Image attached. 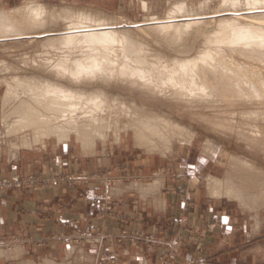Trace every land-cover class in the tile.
<instances>
[{"label":"rangeland","instance_id":"rangeland-1","mask_svg":"<svg viewBox=\"0 0 264 264\" xmlns=\"http://www.w3.org/2000/svg\"><path fill=\"white\" fill-rule=\"evenodd\" d=\"M29 1L30 0H0V8L3 7L4 10L8 12L9 9L11 10V8H13L14 6H21L24 4V2L26 3ZM40 1L44 4H47L48 6H55L57 10H60V9L65 10L64 8H66L67 4L68 5L70 4L72 6H79V7L89 6L91 10L94 11L95 9V12L97 13L101 14L102 12V14H110L114 18V22L116 20L115 23L120 24L119 25L120 29L129 30L131 32L130 36H132L134 40L136 39L138 41L141 37V41L139 40L141 47L139 48L138 45H135L134 47L135 49L139 48L140 50L139 49H138L139 51L136 50L137 53L136 52L135 54L133 53L132 56L138 55V56H142L144 59L146 58L145 59L146 64L143 63L141 66L146 65V67H148L149 69L150 68L153 69V74L156 73L153 76V78L155 77V79L157 76L160 75L161 72H165V71L168 72L171 70L173 71L174 68H173L172 58H175V59L177 58L178 60H182V59L183 60H187V59L193 60V57L195 58L196 55H197L196 57H198L199 54L201 55L203 52L209 51L210 53H213L211 54L212 58L206 61H198L197 67L202 65L200 67L207 68L209 72L210 71L214 72V70L215 72H217L220 70V68L224 66V71L226 72L225 78L229 84H226L225 88L223 87L225 90L223 92H221L222 90L217 88V87H220L219 82H218L219 80L218 77H216V80L211 82L210 85L208 84L209 87L207 86L208 87L207 90L214 91L216 94L215 96H213L215 99L213 97L208 99L209 101L208 103L207 99H201L199 98V96H195V95H189V96L186 95V96L178 97V95L172 93L170 88L169 89L165 88V90L164 88L161 89V87L158 90L155 88V86L153 88H148L147 86H143V88L142 87L140 88L136 84H133V86H131V84L127 83L125 85V83H121L119 79H109V81L107 80L108 82L99 81L97 84L100 85L102 88L104 87L107 90H109L107 92H110V94L115 93L119 97L123 98V100L121 101H119V99H115L112 101L111 96H108L107 99H105L107 104L106 103L104 104V106L107 105L106 108L108 106H112L111 112L109 114L113 113L112 115L114 114L115 115L114 116L111 115L112 117L110 121H112V124L113 122L116 123L119 127H115V125H111V127L107 128L106 141L103 142L102 140L97 139L96 144L93 147L94 151L90 148L85 149L84 147H82L81 144L77 140H75L74 135H71V137L68 140H63V141H57V139L54 136H50L41 143L33 144L34 146L33 145L32 146L35 149H37V150H34L36 151L37 154H40L41 152L40 150H45V151L47 150L49 154L51 153L54 160L57 159V157H59L63 159V163L64 162L68 163L67 167H64V169H61V170H56V171L54 170L49 173L14 172L8 175H4L0 173V195H2L3 193L7 191H26V190H30L34 188H42V187H49V186L79 187V186H82L90 182V183L98 184L101 187L100 191L102 193L103 200L105 201L104 203L107 204V206L104 205V208L106 207L109 208L111 204L114 203L112 195L110 193L111 188L114 184L121 183V182H129V181H150L152 177L154 178L160 177L166 183V187L168 191L174 192V194L176 195L178 199V203L181 204L179 208L181 212L177 214L176 219L173 222L174 225L179 230L181 223H184L185 221H187L188 212L191 209H193L195 206H198V210L200 212H204L206 205L203 203L197 204L192 199L194 197L195 192L197 191L201 192V194L204 195V192L206 191L205 188L207 186L206 182L209 176H216L218 178H222L223 176H225V174L228 171L229 172L232 171L231 173H234L235 169L238 168L237 170L240 169L239 171L241 172L242 177L239 176V177H236V179L242 184H244L245 178L249 180L247 184H244V185L248 186L247 188L250 194H260L261 191H264V139H263L264 138L263 137L264 136V130H263L264 128V100H262L264 99V91H262L264 90V71H263L264 62L263 60H260L256 57L249 56V55L247 56L246 54L243 55V53L241 54V52L238 53L239 52L238 47L234 46V44L230 43L228 40H225V41L223 39H222L223 41L220 40V38L217 36V33L219 30H215L216 28L219 27L218 19H220L221 17L228 18V17L233 16V13H232L234 12L233 10H238L239 12H245L246 14L253 13L254 15L250 14L252 16L262 15L263 17L264 9L260 10L258 9V8H261L260 6L251 4L252 0H244V1L237 0V3H233L234 0H223V1L222 0H205V1L204 0H185V1L184 0L183 1L182 0L181 1L180 0H101L102 3L105 4V6H103L104 4L102 6H99L100 4L97 2L98 0H40ZM142 1L146 2L147 4L146 9L143 8ZM178 1L179 3H177ZM181 2L185 3V4L182 3L185 10L189 12L191 11V13L196 12V14H198L199 12L198 15H205V17L202 18L203 23L200 22L201 26H200V23L199 24L197 23L196 24L197 26L191 25L192 27L190 26V29L187 31L188 33L185 32L182 35V37H180L179 39H176V43H174L175 41H172L173 43L170 41L169 43L168 40H166L165 38L163 39V37L156 35L150 29L147 31L148 33L135 32L137 25H142V23H139L136 25L137 22H140L143 20L145 21L146 19H148V17H151V16H155V17L157 16L158 18H161V17L165 18L168 12H170V10L173 9L174 7L176 8V6L178 4H181ZM263 2L264 1L261 0V3L258 5H264ZM244 5H247V6H244ZM222 6H224L225 8L227 7V10L224 8L227 12L221 8ZM246 8L248 9L245 11ZM239 9L240 10L242 9L243 11L242 10L240 11ZM72 10H74V8ZM75 10H78V9H75ZM116 15H118L119 18ZM120 15L123 16L121 17L122 19H120ZM212 15L214 19L213 21L212 20L209 21V18L210 16L212 17ZM145 16L147 17L145 18ZM205 21H208V22H205ZM130 22L131 23L133 22L134 24H130ZM209 22H212V25L209 24ZM205 23L208 24L209 26L205 25ZM66 24H68V22L66 23L63 21L59 25L57 24L53 28L54 30L55 29L61 30L62 28H64ZM204 26L207 29H205ZM210 31L213 32L217 36V38L213 33H212V37H209L211 36L209 35L211 34ZM205 33L208 34L207 36L209 39L207 38ZM148 35L150 36L148 37ZM196 35L197 36L199 35L198 36L199 38ZM184 36L185 37L187 36V39ZM44 37L46 38L47 34H43L42 37H38L30 42H28L24 38L22 39L14 38V39H9V40H4L3 42L0 41V62H1L0 63V73H1L0 74L1 76L0 77V98L4 94L5 88L7 87V83L11 82L12 78L15 75L17 77L19 76L20 78L21 77L24 78L28 76L33 79V82H36L37 80L42 79L44 76L47 78L49 77L48 75L50 74L48 73V69H49L47 68L48 65L51 64V61L52 63L55 62L57 59V56L58 57L61 56L62 52L60 50H54L52 49V47H48V45L43 42L45 39ZM159 37H160V41L161 39H163L165 42L162 43L163 42L162 40V42L160 43L158 41ZM190 40H194V41L190 42ZM17 42H18V45H16ZM26 42L28 45L26 44ZM40 42H41L42 47L40 46ZM214 42H217V43H214ZM175 44L177 45L175 46ZM209 44H212V45L210 46ZM172 45H173L172 49L174 48L175 50H178V51L169 49L171 48ZM145 46H147V48ZM218 46H219V49L222 50V52L218 49ZM144 47L147 50L144 49ZM184 48H185V51H184ZM210 48H212L213 50ZM235 48L236 50H234ZM114 49L116 51L115 53L121 54V51L119 50L117 46H115ZM189 49L190 51H188ZM50 51L52 53H50ZM144 51H146V53ZM167 51H169V53ZM178 52L180 56L178 55ZM75 54H77V52ZM171 54H172V57H171ZM214 54L219 56L221 60L219 57L214 56ZM52 55H53V58H52ZM184 55L187 57H185ZM168 56H170V58ZM22 57L23 58L25 57L24 60L25 59L26 60L24 61ZM50 58H52V60ZM166 60H167V63H166ZM7 61L9 62V64L7 63ZM40 61H41V65H40ZM169 62H171L172 64ZM230 62H232L233 64ZM149 63L151 64L149 65ZM156 63H159V64H156ZM208 63L211 66L212 65L214 66L215 64L217 65V67L216 66H214L216 68L207 67ZM38 64L40 67H38ZM230 66L232 67L237 66L235 67L236 70L232 69ZM42 67L44 70L42 69ZM8 70L9 72L11 71L12 72L9 73ZM42 71L44 74H42ZM18 72H20L21 74L19 73V75H17ZM239 72L240 73L242 72V74L240 75ZM257 72H260V74ZM250 73H253L255 77L257 74L259 76L261 75V77L257 76L255 78L254 76H252L253 74L251 75ZM230 74L232 77L230 76ZM251 77L255 78V79L252 78L253 82L251 81ZM8 78L10 79L8 80ZM242 78L245 81L242 80ZM237 79L239 80L237 81ZM247 79H249V83ZM257 80H260V81H257ZM231 83H233V85ZM241 83L243 84V86L245 85L246 87L241 86L242 85ZM235 84H237V86ZM253 85H255L256 88ZM135 86L139 87V90H142V89L143 90L136 92L137 88ZM125 88L128 91H126ZM146 88L153 89V91L150 92ZM235 88H238V89L240 88L239 90H243V91L245 90V91L244 92L237 91V89L235 90ZM254 89L256 91H254ZM143 91L144 92L146 91L145 94L141 93ZM260 91H262L261 92L262 96L260 95V93H258ZM170 92L175 96H172ZM252 92H256V93L251 94ZM220 95L221 97L224 95V97H222L223 99L219 97ZM153 96L154 97L157 96L155 97L156 99ZM183 97H186V98H183ZM251 99L254 103L257 102V104H254L253 102H251ZM127 104L129 107L127 106ZM131 104H135L136 106H139V108L141 106H143L144 108H149V109L153 108L154 109L153 111L158 113L159 115L167 116L168 118H170V121L173 120V121L178 122L180 126L182 124L183 125L180 128H176V129H172L171 127H169L170 130H168V127L167 128L162 127L163 129L161 128V133L163 130V134L164 135L166 134V136H168L170 140L166 143L162 139L158 141L159 138H155V140H153L154 145H152L153 149L151 150L147 149L143 145L139 144V142L137 143V141H135L136 138L134 137V134L132 133V129L130 125L131 124L135 125L134 124L135 121L138 120V118H140L142 113L140 112L139 113L140 115L139 114L136 115L135 112L134 113L133 111L131 112V110H129V108L132 107ZM125 106H127L128 108L126 107L125 109ZM120 107H122V109ZM0 108H1V104H0ZM253 112L254 113L256 112V114H254ZM109 114L104 113V115L108 117L107 119H110ZM133 117L135 118V120ZM128 119H130V122L127 121ZM122 127H129V129H121ZM0 129H1L0 130L1 132L0 141H2L3 143V141L4 142L7 141V135L4 134L3 132L1 121H0ZM114 129L116 131H114ZM29 131L30 130H28V132ZM172 131H175V133H173ZM167 132L169 133L167 134ZM115 135L118 136L117 139H115ZM10 137L13 138V136H10ZM2 146L8 147L7 144H4ZM145 148L147 150H145ZM145 151H147L148 153ZM248 162L252 164H249ZM245 171H247V173ZM249 171L251 174L249 173ZM14 176H17L20 178L19 186L13 185L12 183H9L8 184L9 186L6 185V187L1 186L2 181L10 182V179ZM223 196H222L223 198H221L222 199L221 206L225 213L224 215L226 218L225 224H231L236 230L241 231L237 233V235L235 236L233 240L234 241L233 247H231V251H230V261L234 260L235 263L231 262L230 264H264V204L260 205L258 208L256 207L250 208L249 206H245V204H243V201L241 202L237 198H234V197L229 198L225 195ZM239 202L242 203L243 205H241ZM255 219L257 220L255 221ZM215 223H217V220L215 221ZM177 232H171L169 235H166L165 237H163V239L158 237L161 240H157V242L158 241L161 242L164 245L165 250H166L165 254L159 259L158 264H173L174 263L173 258L171 256L175 254L176 247L179 242ZM100 236H102V232L97 231V230L94 231L92 229H86V230L85 229L84 230L69 229L67 232H64V233H54V232L48 233L42 239L34 240L33 244L37 247H42L45 243L54 240L60 245H65V246L69 245L70 247H77L81 245L84 241L95 239ZM138 237H143L146 239L149 238L148 240H152L155 238L151 235H142L139 232L138 233L136 232L133 234H127L125 231H121L116 236V242L120 244L123 238H128V240L133 241L134 239ZM19 238L20 237L2 238L0 239V246L5 247V248L12 247L13 245L12 243L15 242ZM118 255L119 253L117 251H114L109 255V257L112 261H115ZM185 264H216V263L213 261L204 260L203 257L199 255V256L191 257L189 260L185 262Z\"/></svg>","mask_w":264,"mask_h":264},{"label":"bare ground","instance_id":"bare-ground-1","mask_svg":"<svg viewBox=\"0 0 264 264\" xmlns=\"http://www.w3.org/2000/svg\"><path fill=\"white\" fill-rule=\"evenodd\" d=\"M175 3H176V1H175ZM177 3H179V1ZM182 3H184V2H181V4H178L176 6V8L174 7L175 9L174 8L171 9L170 12H168L167 16H165V18H162V17L158 18L157 16L156 17L151 16V17H148V19H146L145 21L143 20V21L137 22L136 25L139 23H142V25H137L136 29L134 28L136 30L135 32H137V33L138 32L148 33L147 31L150 29L156 35L161 36V37H163V39L165 38L166 40H168L169 43H170V41L171 42L175 41L174 43H176V39H179L180 37H182V35L190 29L191 25H196L197 23L199 24L200 22L203 23L202 18L205 17V15H198L199 14L198 11H197L198 14H196L195 11H193L195 13H191V11L189 12V11L185 10ZM226 3H228V2H226ZM233 3H237V0H234ZM239 3H240V1H239ZM260 3H261V0H252L251 4L260 6L261 8H258L260 10L264 9V5H258ZM63 4H65V3H63ZM142 4H143V8L146 9V7H147L146 2L142 1ZM244 6H247V5H244ZM73 8H74V10H72ZM189 8H190V6H189ZM221 8L224 9L225 7L222 6ZM64 9L65 10H62V9L57 10L55 6H48L47 4L42 3L40 0H30L29 2H26V3L24 2V4L21 6H14L13 8H11V10L9 9L8 12L5 11L3 7L0 8V41L3 42L4 40H9V39H14V38H21V39L24 38L28 42H30V41H33L34 39L38 38V37H42L43 34H47V37L46 38L44 37L45 39L43 38L44 39L43 42L45 44H47L48 47H52V49L60 50L62 52L61 56H59V57L57 56V59L55 62L52 63V61H51V64L48 65V67H47V68H49L48 73L50 74V75H48L49 76L48 78L44 76L42 79L37 80V81L35 80L36 82H33V79L28 77V76L24 77V78L23 77L20 78L19 76L17 77L15 75L12 78V81L7 83V87L5 88L4 94L0 98L1 99L0 100V104H1L0 121L2 124L3 132H4V134L7 135V141H5L6 143L4 141L3 142L5 144L9 145L10 148H12V149H17L19 147H30L33 144H36V143L38 144V143L43 142L46 138H48L50 136H54L57 139V141H63V140H68L71 137V135H74L75 140H77L81 144L82 147H84L85 149L90 148L94 151L93 147L96 144L97 139H100L103 142L106 141V137H107L106 130H107V128L111 127V125H115V127H119L116 123L113 122V124H112V121H110L111 117L114 116L115 114L114 115H112L113 113L109 114L111 112L112 106H108L106 108L107 105L104 106V104L106 103L105 99H107L108 96H111L112 101L115 99H119V101L123 100L122 97H119L115 93L110 94V92H107L109 90H107L104 87L102 88L100 85H98L97 83L99 81H107V80L109 81V79H119V81H121V83H125V85L127 83L131 84V86H133V84H136L140 88L141 87L143 88V86H147L148 88H153L155 86V88L158 90L160 87H161V89L164 88V90H165V88H168V89L170 88L172 93L178 95V97L179 96H186V95L187 96L195 95V96H199V98H201V99H207V101L209 98H212L213 96L216 95L214 91H208L207 90V88L209 87L208 84L210 85L211 82L215 81L216 77H218V79H219L218 82L220 85V87H217V86L216 87L219 88L220 90H222L221 92L225 91L224 90V88L226 87L225 85L229 84L225 78L226 72L224 71V66L222 68H220V70H219L220 72L219 71L215 72V70H214V72H211V71L209 72L207 68H201L200 66H202V65L197 67L198 61H206V60L212 58L211 54H213V53H210L209 51L203 52L201 55L199 54L200 56L198 55V57H196L197 56L196 55L195 58L193 57V60L192 59L188 60L187 58H185L187 60H183V59L178 60L177 58L176 59L172 58L173 59V68H174L173 71L171 70L168 72L167 71L161 72L160 75L157 76L155 79V77L153 78V76L156 73L153 74V69H151V68L149 69L148 67H146V65L141 66L143 63L146 64V61H145L146 58L144 59L142 56H138V55L132 56V54L133 53L135 54L136 50H138L141 47V44L139 42V40L141 41V37L138 41L136 39L134 40L132 38V36H130L131 32L129 30L120 29L119 28L120 24L115 23L116 20L114 22V18L110 14H102L101 11H100L101 14L97 13V12H95V9L93 11V10H91V8L89 6L88 7H79V6H72L70 4L69 5L67 4L66 8H64ZM68 9H70V10H68ZM75 9H78V10H75ZM225 9L227 10V7ZM247 9L248 8H246L245 11ZM199 10H201V9H199ZM233 11H234V12H232L233 16H231V17H228V18H226V17L222 18L221 17L220 19L217 18L219 21V23H218L219 27L218 26H216L218 28L215 27L216 28L215 30H219L217 33V36L220 38V40H222V39L224 41L228 40L230 43L234 44V46L238 47V49H239L238 53L241 52V54L243 53V55L246 54L247 56L249 55V56L256 57L260 60H263V62H264V16L263 17H262V15L252 16V15H254L253 13H250V14H252V15H250V14H246L245 12H239L238 10H233ZM149 15H150V13H149ZM116 16H118V15H116ZM121 17H123V16L120 15V19H122ZM146 17L147 16H145V18ZM118 18H119V16H118ZM213 19H214V17L212 15V17L210 16L209 21L210 20L213 21ZM63 21L66 23L68 22V24H66L64 26V28H62L61 30L55 29L56 30L55 31L53 27H55L57 24L59 25ZM119 22H120V20H119ZM205 22H208V21H205ZM201 23H200V26H201ZM130 24H134V23L130 22ZM143 24H145V25H143ZM209 24L212 25V22H209ZM124 25H126V24H124ZM205 25H208V24L205 23ZM123 27H125V26H123ZM193 27H195V26H193ZM204 28H205V26H204ZM199 29H200V27H199ZM205 29H207V28H205ZM212 33L213 32H211V34H209V35H211L209 37H212ZM133 34H135V33H133ZM199 35H200V33H199ZM207 35L208 34H206V36ZM149 36L150 35H148V37ZM187 36L186 37L184 36V37L187 39ZM217 36H216V38H217ZM151 38H153V37H151ZM155 38H157V37H155ZM207 38H208V36H207ZM163 39H161V41H160V37H159L158 41L161 43ZM37 40H39V39H37ZM37 40H35V41H37ZM218 40H217V42H218ZM168 41H166V42H168ZM191 41L193 42L194 40H190V42ZM204 41H205V39H204ZM18 42L16 45H18ZM164 42L165 41L163 40L162 43H164ZM217 42H214V43H217ZM31 43H29V44H31ZM220 43H221V41H220ZM26 44H27V42H26ZM135 45H138L139 48L135 49L134 48ZM143 45H145V44H143ZM162 45H164V44H162ZM176 45L177 44H175V46ZM209 45L211 46L212 44H209ZM225 45H227V44H225ZM40 46L42 47L41 42H40ZM115 46H117L119 48V50L121 51V54L115 53L116 52L114 49ZM206 46H207V44H206ZM206 46H205V48H206ZM43 47H44V45H43ZM145 47L147 48V46H145ZM145 47H144V49H146ZM166 47H168V46H166ZM172 47H173V45L169 49L175 50L174 48L172 49ZM185 48H184V51H185ZM210 49H212V48H210ZM218 49H219V46H218ZM206 50H207V48H206ZM232 50H233V48H232ZM234 50H236V48ZM51 51H50V53H52ZM175 51H178V50H175ZM184 51H182V52H184ZM188 51H190V49ZM220 51L222 52V50H220ZM47 52H48V50H47ZM76 52H77V54H75ZM144 52L146 53V51H144ZM164 52H166V51H164ZM167 52L169 53V51H167ZM179 52H178V55H179ZM216 52H218V51H216ZM171 53H173V52H171ZM224 54H225V52H224ZM50 55H48V56H50ZM165 55H166V53H165ZM48 56H47V58H48ZM154 56H153V58H154ZM179 56H178V58H179ZM214 56H217V55L214 54ZM26 57H28V56H26ZM168 57L170 58V56H168ZM171 57H172V54H171ZM185 57H187V56H185ZM217 57H219V56H217ZM24 58H23V60H24ZM52 58H53V55H52ZM52 58H50V59L52 60ZM161 58H162V56H161ZM220 60H221V58H220ZM231 60H233V59H231ZM47 61H49V60H47ZM158 62H160V61H158ZM210 62H211V60H210ZM234 62H235V60H234ZM7 63L9 64L8 61H7ZM37 63H39V62H37ZM166 63H167V60H166ZM169 63H171V62H169ZM209 63L207 65V67H210V68H212L214 66L217 67V65L214 64V66L213 65L211 66ZM230 63H232V62H230ZM2 64H3V62H2ZM150 64L151 63H149V65ZM156 64H159V63H156ZM221 64H222V62H221ZM40 65H41V61H40ZM32 66H34V65H32ZM232 66H230V67L232 69L236 70L235 67H237V66H234V67H232ZM38 67H40L39 64H38ZM43 67H42V69H43ZM151 67H153V66H151ZM216 67H214V68H216ZM21 68H23V67H21ZM35 68H36V66H35ZM240 69H242V68H240ZM32 70H33V68H32ZM35 71H36V69H35ZM38 71H40V70H38ZM241 71H243V70H241ZM8 72H9V70H8ZM11 72H9V73H11ZM23 72H25V71H23ZM156 72H157V70H156ZM19 73L20 72H18L17 75H19ZM257 73L260 74V72H257ZM42 74H44L43 71H42ZM157 74H159V73H157ZM241 74H242V72L240 73V75ZM250 74L252 75L253 73H250ZM45 75H46V73H45ZM230 76H231V74H230ZM252 76H254V74ZM257 76H259V75L257 74L256 77ZM259 77H261V75ZM252 78L253 77H251V81H252ZM255 78H253V79H255ZM9 79L10 78H8V80ZM232 80H233V78H232ZM238 80L239 79H237V81ZM242 80H244V79L242 78ZM247 81L249 83V79H247ZM257 81H260V80H257ZM233 83H231V84L233 85ZM112 84H113V82H112ZM235 85L237 86V84H235ZM137 86H135L137 88L136 92L143 90V89L139 90V87H137ZM241 86H243V84ZM253 86L255 87V85H253ZM148 88H146V89H148ZM228 89H226V90H228ZM236 89H237V91H241V92L243 91V90H239L238 88H235V90ZM144 90H145V88H144ZM148 90L150 92L153 91V89H148ZM209 90H211V89H209ZM126 91H128V90L126 89ZM247 91H248V89H247ZM254 91H256V90L254 89ZM262 91H264V90H262ZM262 91H260L258 93H260V95H261ZM145 92L143 91L141 93L145 94ZM249 92H250V90H249ZM254 93H256V92H252L251 94H254ZM153 94H155V93H153ZM171 94H169V95H171ZM136 95H137V93H136ZM156 95H157V93H156ZM221 95L219 97H221ZM172 96H175V95L172 94ZM258 96H259V94H258ZM155 97H157V96H155ZM222 97H224V95ZM173 98H175V97H173ZM183 98H186V97H183ZM197 99H198V97H197ZM179 100H180V98H179ZM211 100H213V99H211ZM262 100H264V99H262ZM190 101H191V99H190ZM211 102H213V101H211ZM251 102H253L252 99H251ZM208 103H209V101H208ZM261 103H262V101H261ZM254 104H257V102ZM131 105H132V107L130 106L131 108H129V110H131V112L132 111H133V113L135 112L136 115L139 114L140 112L142 113L140 118H138V120H136L135 123L133 122L135 125H133V124L130 125L131 129H132V133L134 134V137L136 138V140L135 139L134 140L137 141V143L139 142V144L143 145L147 149H150V150L153 149L152 145H154L153 140H155V138H159V140L157 139L158 141H160V139H162L166 143L170 140L169 137L166 136V134L165 135L163 134V130L161 133L162 127H166V128L168 127V130H170L169 127H171L172 129H176V128H180L183 125L181 123L182 125L180 126V124L178 122L173 121V120L170 121V118H168L167 116L159 115L158 113L153 111L154 110L153 108L149 109V108H144L143 106H141L139 108V106H136L135 104H131ZM127 106H128V104H127ZM127 106H125V109ZM252 106H253V104H252ZM120 108L122 109V107H120ZM104 113H108L110 115L109 116L110 119H107L108 117L106 115H104ZM254 114H256V112ZM132 115H134V114H132ZM256 116H258V115H256ZM112 119H114V118H112ZM134 120H135V118H134ZM127 121L130 122V119H128ZM126 124H128V123H126ZM121 129H129V127H122ZM121 129H119V130H121ZM28 130H30L31 132L30 131L28 132ZM263 130H264V128H263ZM114 131H116V130L114 129ZM114 131H113V133H114ZM164 132H165V130H164ZM172 132L175 133V131H172ZM168 133L169 132H167V134ZM8 135L13 136V138L8 136ZM117 137L118 136L115 135V139H117ZM47 140H49V139H47ZM121 140H122V138H121ZM253 140H254V138H253ZM0 143H2V141H0ZM150 147H152V148H150ZM146 148H145V150H147ZM90 152H91V150H90ZM145 152H147V151H145ZM167 152H168V150H167ZM211 154H210V156H211ZM249 164H252V163H249ZM237 169H235L234 173H231L232 171L231 172L228 171L225 174V176H223L222 178H218L216 176H209L206 184H207V187H208L210 194L213 196H216V197L223 196V195H225L229 198L234 197V198L239 199L241 202L243 201V204H245V206H249L250 208H255V207L258 208L260 205L264 204V191H261L260 194H250L248 192V188H247L248 186L244 185V184H247V182L249 180L247 178H245L244 184L240 183L236 179V177H239V176L242 177V174L239 171L240 169L239 170H237ZM245 172L247 173V171H245ZM249 173H250V171H249ZM147 186H150V185H147ZM145 188H147V187H145ZM149 189H150V193H151V190H154V186L151 184ZM155 189H157L156 186H155ZM141 192H143V191H141ZM141 196H142V194H141ZM153 197H154V195H153ZM240 204L243 205L242 203H240ZM244 207H242V208H244ZM257 217H258V215H257ZM258 219H260V218H258ZM256 220L257 219H255V221ZM19 250H21V249H19ZM16 251H17V249H16ZM4 252H9V251H4ZM28 263H31V262H28ZM41 263L43 264V262H41Z\"/></svg>","mask_w":264,"mask_h":264},{"label":"crops","instance_id":"crops-1","mask_svg":"<svg viewBox=\"0 0 264 264\" xmlns=\"http://www.w3.org/2000/svg\"><path fill=\"white\" fill-rule=\"evenodd\" d=\"M97 2L99 6L104 4L101 0ZM0 144V173L4 175L49 173L68 165L59 157L54 160L47 150L37 154L34 145L12 149L9 145L2 146L4 142ZM151 184L154 190L150 193ZM100 188L89 182L79 187L49 186L7 191L0 195V239L20 237L12 247L0 246V264H158L166 250L157 240L178 230L173 222L181 212V204L174 192L168 191L160 177L116 183L111 189L114 203L104 208L107 204ZM205 189L204 195L197 191L192 199L206 205L204 212L195 206L188 212L187 221L179 227V242L171 256L173 264H185L191 257L199 255L216 264L234 262L230 261V251L235 236L241 231L225 224L221 206L223 197L211 195L207 186ZM69 229L97 230L102 236L84 241L77 247L60 245L54 240L42 247L33 244L48 233H64ZM121 231L127 234L139 232L155 238L138 237L133 241L123 238L118 244L116 236ZM114 251L119 255L112 261L109 255Z\"/></svg>","mask_w":264,"mask_h":264},{"label":"built area","instance_id":"built-area-1","mask_svg":"<svg viewBox=\"0 0 264 264\" xmlns=\"http://www.w3.org/2000/svg\"><path fill=\"white\" fill-rule=\"evenodd\" d=\"M9 183H12L13 185H16V186H19L20 184V178L17 177V176H14L10 179V182L9 181H2V187H6V185H8ZM9 186V185H8Z\"/></svg>","mask_w":264,"mask_h":264}]
</instances>
